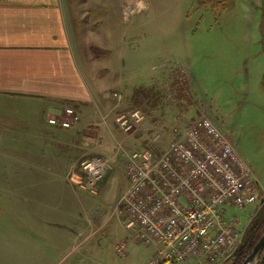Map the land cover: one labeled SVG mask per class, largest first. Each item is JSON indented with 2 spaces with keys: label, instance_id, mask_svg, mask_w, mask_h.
I'll return each instance as SVG.
<instances>
[{
  "label": "crops",
  "instance_id": "obj_1",
  "mask_svg": "<svg viewBox=\"0 0 264 264\" xmlns=\"http://www.w3.org/2000/svg\"><path fill=\"white\" fill-rule=\"evenodd\" d=\"M125 1L0 0V207L29 236L10 252L18 259V249L25 248L30 258L21 261L27 264H98L100 243L94 240L106 232V216H98L96 199L81 194L73 176H80L84 161L106 162V173L93 183L94 194L116 201L127 188L125 155L165 151L162 131L170 133L167 122L180 121L172 112L179 104L178 79L169 75L181 70L167 69L152 56L147 67L155 76L148 80L158 93L145 96L134 79H145L144 63L117 53L124 38L115 43L107 34L109 13L124 8ZM99 9L106 19L94 16L82 23L88 11ZM125 68L132 73L125 74ZM66 107L76 112L77 124L70 130L50 127L47 119ZM125 109L144 115L140 129L128 138L112 122L101 124L103 116ZM158 135L162 138L154 143ZM39 149L43 156L48 150L47 159L32 162ZM90 202L95 203L91 211ZM67 235L73 236L68 243ZM116 244H110L115 254L117 246L123 248Z\"/></svg>",
  "mask_w": 264,
  "mask_h": 264
},
{
  "label": "rangeland",
  "instance_id": "obj_2",
  "mask_svg": "<svg viewBox=\"0 0 264 264\" xmlns=\"http://www.w3.org/2000/svg\"><path fill=\"white\" fill-rule=\"evenodd\" d=\"M76 13L84 14L83 11ZM109 15L112 20L107 34L112 33L115 43L124 38L122 45H116L117 53L128 55L133 62L144 63L140 65V72L145 68V79L141 75L134 78L136 85L143 86L141 92H145V96L158 93L148 80L155 76V73L149 74L147 67L152 56L167 69H180L181 72L176 71V75L169 77L178 79L179 104H174L177 108L172 112L179 116L181 126L185 128L190 121L209 118L219 132L235 144L237 154L250 168L256 202L243 208H225L226 220L228 217L238 219L235 231L243 241L249 232L248 225L264 205V0H126L124 8ZM94 16L107 18L101 9L90 10L82 23H89ZM105 28L96 29L100 33ZM132 70L125 68V74ZM162 107L160 114L164 117L167 114ZM126 111L129 109L121 112ZM172 123L167 122L171 130L177 122ZM175 128L177 130L178 126ZM169 131H162L167 143ZM44 154L40 151L33 155L32 162H44L48 150L45 149ZM5 159L8 161L7 156ZM110 187L108 183L107 189ZM93 191H96L94 187ZM80 193L96 199L98 216H106L107 230L94 240L100 243L98 264H147L151 261L159 245L144 246L124 229L127 217L124 207H117L120 197L112 202L109 197L103 201L100 194L97 196L90 191ZM88 207L89 211L93 210L95 203L90 202ZM0 210V264H27L21 261L30 258L28 254L25 256V248L18 249V259L11 253L16 251V246H24L29 236L13 225L6 208L0 207ZM18 222L25 224V220ZM72 237L67 235L66 243ZM261 237L259 235V240ZM113 242L123 245L125 254L112 253L110 244ZM255 262L264 264V249ZM165 264L208 263L193 259Z\"/></svg>",
  "mask_w": 264,
  "mask_h": 264
},
{
  "label": "built area",
  "instance_id": "obj_3",
  "mask_svg": "<svg viewBox=\"0 0 264 264\" xmlns=\"http://www.w3.org/2000/svg\"><path fill=\"white\" fill-rule=\"evenodd\" d=\"M114 97L122 100L119 95ZM143 121L139 109L101 118V124L112 122L116 132L127 138L140 129ZM77 122L78 116L70 107L47 119L50 127L62 130H70ZM176 122L165 151L156 155L143 149L125 155L127 188L117 203V207H124L127 217L123 227L144 246L159 245L147 264L193 259L221 264L241 241L235 231L238 219L226 220L225 208L253 205L255 181L235 144L209 118L190 121L185 128L181 121ZM160 138L156 136L153 142ZM107 168L104 161H84L80 176H73V182L94 194L93 183ZM115 251L124 254L121 246Z\"/></svg>",
  "mask_w": 264,
  "mask_h": 264
},
{
  "label": "trees",
  "instance_id": "obj_4",
  "mask_svg": "<svg viewBox=\"0 0 264 264\" xmlns=\"http://www.w3.org/2000/svg\"><path fill=\"white\" fill-rule=\"evenodd\" d=\"M263 206L260 208V210H258L255 217L251 220L252 223L248 225L247 231L249 232L247 236L244 237L245 239L244 238L242 239L243 241H241L239 247L236 249L233 255L227 261L221 264H243L245 259L249 256V254L251 253V250L253 249V247L259 240L258 238L259 235L263 236L264 234V207Z\"/></svg>",
  "mask_w": 264,
  "mask_h": 264
},
{
  "label": "water",
  "instance_id": "obj_5",
  "mask_svg": "<svg viewBox=\"0 0 264 264\" xmlns=\"http://www.w3.org/2000/svg\"><path fill=\"white\" fill-rule=\"evenodd\" d=\"M264 248V234L260 238V240L255 244L253 249L251 250V253L246 258V260L243 262V264H258L255 262L257 255L259 252Z\"/></svg>",
  "mask_w": 264,
  "mask_h": 264
}]
</instances>
